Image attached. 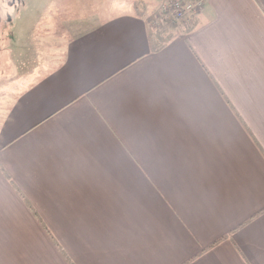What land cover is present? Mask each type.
I'll return each instance as SVG.
<instances>
[{
	"label": "crops",
	"instance_id": "obj_1",
	"mask_svg": "<svg viewBox=\"0 0 264 264\" xmlns=\"http://www.w3.org/2000/svg\"><path fill=\"white\" fill-rule=\"evenodd\" d=\"M120 1L13 60L0 264H264V0H207L161 49L159 5Z\"/></svg>",
	"mask_w": 264,
	"mask_h": 264
},
{
	"label": "rangeland",
	"instance_id": "obj_2",
	"mask_svg": "<svg viewBox=\"0 0 264 264\" xmlns=\"http://www.w3.org/2000/svg\"><path fill=\"white\" fill-rule=\"evenodd\" d=\"M88 0H0V128L3 123V107L11 94L12 87H24L29 81L28 77L34 71H19V64H13V60L23 59L24 53H32L38 43L34 37H39V32L46 28L47 21L52 16L87 14ZM99 2L100 0H96ZM115 2V0H111ZM120 1V0H117ZM125 0H121L123 3ZM130 4H132V1ZM155 5H161L163 0H149ZM110 0H102L109 3ZM129 3V2H128ZM113 4V3H110ZM153 5V6H155ZM158 6V7H159ZM127 7V6H124ZM147 9L149 8L146 5ZM146 7H143L146 9ZM155 7L157 11V8ZM144 9H142L144 11ZM93 10V9H92ZM91 10V11H92ZM153 11V12H155ZM56 23V22H55ZM55 23L53 27H55ZM50 26V24H49ZM41 33V32H40ZM31 34L35 36L32 37ZM22 68V66H21ZM27 66L25 67V69ZM28 76V77H27ZM28 78L26 81L25 79ZM14 90V89H13Z\"/></svg>",
	"mask_w": 264,
	"mask_h": 264
},
{
	"label": "built area",
	"instance_id": "obj_3",
	"mask_svg": "<svg viewBox=\"0 0 264 264\" xmlns=\"http://www.w3.org/2000/svg\"><path fill=\"white\" fill-rule=\"evenodd\" d=\"M207 0H169L161 9L160 14L167 17L173 24L196 16L204 9Z\"/></svg>",
	"mask_w": 264,
	"mask_h": 264
},
{
	"label": "trees",
	"instance_id": "obj_4",
	"mask_svg": "<svg viewBox=\"0 0 264 264\" xmlns=\"http://www.w3.org/2000/svg\"><path fill=\"white\" fill-rule=\"evenodd\" d=\"M143 7H146V5H137V9H144ZM176 28V25L172 24L170 19H166L165 21H161L158 28L154 30V32H150L151 35L149 37L151 38V44L154 46L155 43H158V49H161L165 47L170 40L173 38V32ZM196 28L194 24L190 25L188 27L189 30L187 32H191ZM156 49V48H155ZM154 49V50H155Z\"/></svg>",
	"mask_w": 264,
	"mask_h": 264
}]
</instances>
